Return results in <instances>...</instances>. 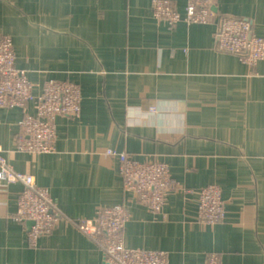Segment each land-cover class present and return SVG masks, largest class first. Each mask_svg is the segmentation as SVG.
Wrapping results in <instances>:
<instances>
[{
    "label": "crops",
    "instance_id": "0c3cea01",
    "mask_svg": "<svg viewBox=\"0 0 264 264\" xmlns=\"http://www.w3.org/2000/svg\"><path fill=\"white\" fill-rule=\"evenodd\" d=\"M153 0H0V36L39 95L49 79L82 89L78 117L58 115L56 149H19L20 121L34 103L0 107V147L61 207L55 230L32 247L16 219L21 182L0 180V264H105L76 219L124 204L132 249L164 251L168 264H264V61L249 65L217 47L221 16L249 21L264 37V0H216L209 24L169 27ZM185 13L187 0H171ZM161 160L172 186L154 212L126 191L117 158ZM217 183L225 219L193 220L196 191ZM188 214L192 219L185 220Z\"/></svg>",
    "mask_w": 264,
    "mask_h": 264
},
{
    "label": "built area",
    "instance_id": "2783aa9c",
    "mask_svg": "<svg viewBox=\"0 0 264 264\" xmlns=\"http://www.w3.org/2000/svg\"><path fill=\"white\" fill-rule=\"evenodd\" d=\"M216 0H187L185 13H181L171 0H153V16L165 21L169 27L179 23L209 24L215 13ZM217 47L237 55L242 62L256 65L264 61V37L255 33L252 24L242 18L221 16L217 24ZM82 91L73 82L50 81L39 95L28 72L16 65L14 44L10 37L0 36V107L36 105L37 113L26 114L20 121L23 142L19 149L50 154L56 149L57 129L54 119L58 115L78 117L81 113ZM107 155L117 158L120 175L126 191L134 193L151 211L159 212L166 205V195L172 186L170 168L164 161L141 162L132 155L109 149ZM0 180L6 185L21 182L16 219L32 223L28 239L38 247L39 238L51 233L58 223L61 207L50 191L39 186L32 175L16 171L0 147ZM198 205L193 220L203 224H216L225 219V202L217 183H210L197 191ZM130 213L124 204L100 209L91 219H76L80 230L102 250L105 264H168L164 251L132 249L124 236L130 225ZM185 220L192 219L185 215ZM206 264H220L216 253L210 254Z\"/></svg>",
    "mask_w": 264,
    "mask_h": 264
},
{
    "label": "rangeland",
    "instance_id": "374dc122",
    "mask_svg": "<svg viewBox=\"0 0 264 264\" xmlns=\"http://www.w3.org/2000/svg\"><path fill=\"white\" fill-rule=\"evenodd\" d=\"M11 39H12V38H11ZM12 41H13V40H12ZM13 44H14V43H13ZM50 81L65 82V81H59V80H56V79H49V80H47L45 83H49ZM75 84L78 85L77 83H75ZM78 86H80V85H78ZM80 88H81V86H80ZM81 91H82V89H81ZM133 157H134V156H133ZM134 158L137 159L136 157H134ZM137 160H139V159H137ZM139 161H140V160H139ZM141 162H147V161H141ZM194 217H195V216H194ZM54 230H55V228H54ZM54 230H53V231H54ZM53 231H52V232H53ZM52 232H51V233H52ZM49 234H50V233H49ZM46 235H48V234H46ZM43 236H45V235H42L41 237H43ZM41 237H40V238H41ZM40 238H39V240H40Z\"/></svg>",
    "mask_w": 264,
    "mask_h": 264
},
{
    "label": "water",
    "instance_id": "95a60500",
    "mask_svg": "<svg viewBox=\"0 0 264 264\" xmlns=\"http://www.w3.org/2000/svg\"><path fill=\"white\" fill-rule=\"evenodd\" d=\"M212 11L216 14V13H218V9H217V7L215 6V5H213L212 6ZM228 17V16H227ZM32 226V223H29V227H31Z\"/></svg>",
    "mask_w": 264,
    "mask_h": 264
}]
</instances>
